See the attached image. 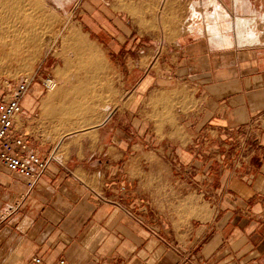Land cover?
<instances>
[{
  "label": "crops",
  "instance_id": "1",
  "mask_svg": "<svg viewBox=\"0 0 264 264\" xmlns=\"http://www.w3.org/2000/svg\"><path fill=\"white\" fill-rule=\"evenodd\" d=\"M212 1L214 14L216 7L229 16ZM232 2L248 13L245 0ZM209 10L203 16L192 4L188 30L229 45L233 24L201 20ZM188 38L175 44L167 69L169 89L188 101L164 132L158 121L145 131L122 105L105 118V71L103 89L92 90L101 96L92 118L73 123L40 116L31 88L12 135L45 168L29 186L0 166V264L34 256L47 264H264L263 215L254 211L264 204V53L212 50ZM153 80L145 77L134 94ZM53 90L43 112L54 108ZM191 202L198 207L190 210ZM179 209L193 217L180 218Z\"/></svg>",
  "mask_w": 264,
  "mask_h": 264
},
{
  "label": "rangeland",
  "instance_id": "2",
  "mask_svg": "<svg viewBox=\"0 0 264 264\" xmlns=\"http://www.w3.org/2000/svg\"><path fill=\"white\" fill-rule=\"evenodd\" d=\"M232 1L219 0L229 14L223 11L219 22L223 25L229 17L233 24L230 44L224 46L205 31L188 30L192 4L203 16L211 8L205 18L215 21L212 0H207L210 8L204 0H0V35L6 43L0 45V85L31 79L36 112L62 124L73 123L79 118H92L93 98H101L93 97L92 90L103 89L101 74L105 71V118L122 105L130 114L140 115L145 131L156 128L153 121H158V131L164 132L167 122L175 126L177 109H183L188 101L187 93L169 89L167 82L171 53L177 51L173 48L181 38L187 36L194 44L205 41L206 48L212 50L255 49L264 53V0H245L248 13L236 9ZM242 20L249 25L243 31L238 27ZM249 28L258 40L239 45V32L246 36ZM147 76L153 77V82L143 81L141 90L134 94ZM51 82L55 85V105L43 112L41 103L49 90L44 84L51 87ZM62 107L68 110L66 115L57 111ZM69 131L72 128L56 130L55 135L60 137ZM148 143L143 140L141 145L153 147ZM245 143L251 146L252 141ZM193 205L198 207L191 202L190 210ZM251 209L247 211L251 213ZM181 211L176 213L180 218L193 217L192 211ZM254 211L263 215L264 226V204ZM197 225L190 220L191 227ZM260 234L264 240V227Z\"/></svg>",
  "mask_w": 264,
  "mask_h": 264
},
{
  "label": "built area",
  "instance_id": "3",
  "mask_svg": "<svg viewBox=\"0 0 264 264\" xmlns=\"http://www.w3.org/2000/svg\"><path fill=\"white\" fill-rule=\"evenodd\" d=\"M32 80L23 79L15 84L0 85V166L26 180L29 186L39 179L45 162L35 153L25 150L21 136H13V124L22 113V103L31 88ZM48 90L49 86L44 84ZM25 264H47L42 257H31ZM54 264H69L58 259Z\"/></svg>",
  "mask_w": 264,
  "mask_h": 264
},
{
  "label": "bare ground",
  "instance_id": "4",
  "mask_svg": "<svg viewBox=\"0 0 264 264\" xmlns=\"http://www.w3.org/2000/svg\"><path fill=\"white\" fill-rule=\"evenodd\" d=\"M213 2V1H212ZM214 4V3H213ZM216 6V5H215ZM214 7V6H213ZM215 9V11H216V18H215V20H217V21H220L219 19H222V10H219L218 8H214ZM192 15V14H191ZM194 16H196V18H198V16L197 15H195V13L193 14ZM192 15V16H193ZM190 17V16H189ZM194 18V17H193ZM192 18V19H193ZM201 18V20H203V21H206V22H208L209 23V21H208V19L207 18H203L202 16L200 17ZM222 23V22H221ZM240 24H239V28L243 31V29H244V24H247V22L246 21H244V20H242V21H240L239 22ZM6 24V23H5ZM207 25H209V24H207ZM249 26V25H248ZM239 28H237V29H239ZM17 29V28H16ZM208 30H213L214 31V29L211 27H208L207 28ZM7 30V29H6ZM12 31V30H11ZM20 31V30H19ZM238 31V30H237ZM239 32V41H240V43L242 42H255L256 41V37H254L252 34L253 33H246V36L244 35V32ZM11 33V32H10ZM9 33V34H10ZM19 34V33H18ZM5 35V34H4ZM22 36H23V34H22ZM24 37V36H23ZM27 38H29V37H27ZM20 39V38H19ZM18 39V40H19ZM25 41V40H24ZM8 42V41H7ZM19 43V42H18ZM14 44V43H13ZM24 44V43H23ZM0 45H3V46H5L6 45V43H5V40H4V36H2V35H0ZM19 48V47H18ZM17 49V48H16ZM16 53V52H15ZM51 84H52V82H51ZM55 88V85H54V83L51 85V87H50V85H49V90H48V92L49 91H51V90H53Z\"/></svg>",
  "mask_w": 264,
  "mask_h": 264
}]
</instances>
